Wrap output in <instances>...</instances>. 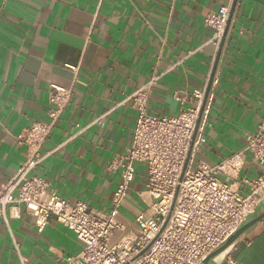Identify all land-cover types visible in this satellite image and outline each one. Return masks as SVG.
Returning a JSON list of instances; mask_svg holds the SVG:
<instances>
[{
  "label": "crops",
  "instance_id": "obj_1",
  "mask_svg": "<svg viewBox=\"0 0 264 264\" xmlns=\"http://www.w3.org/2000/svg\"><path fill=\"white\" fill-rule=\"evenodd\" d=\"M233 1L0 0V185L27 158L18 135L47 119L49 92L58 86L71 89L73 98L43 146L48 157L40 176L72 205L109 210L121 176L114 165L131 146L138 117L131 97L156 79L150 115L174 117L194 107L193 93L207 88L219 50L205 18L231 9ZM210 94L206 143L193 153L194 168L217 165L244 149L262 122L264 0H237ZM263 173L247 158L240 179ZM147 179L146 165L137 163L118 214L125 231L113 243L140 235L136 218L150 202ZM237 186L248 193L246 185ZM6 217L7 223L0 218V264H66L83 250L55 217L42 232L22 205L8 206ZM229 257L264 264V218Z\"/></svg>",
  "mask_w": 264,
  "mask_h": 264
},
{
  "label": "built area",
  "instance_id": "obj_2",
  "mask_svg": "<svg viewBox=\"0 0 264 264\" xmlns=\"http://www.w3.org/2000/svg\"><path fill=\"white\" fill-rule=\"evenodd\" d=\"M229 14L230 7H224L205 18L214 30L212 43L217 47ZM155 80L131 97L138 117L131 146L114 165L121 176L109 210L94 211L84 202L72 205L51 191L40 176L48 157L43 146L73 98L71 89L52 86L47 119L34 122L17 137L28 155L14 177L0 185V218L7 223V207L22 205L42 232L55 217L84 245L78 256L65 259L66 264H202L222 247L249 216H256L264 198V173L255 180L240 179L247 158L264 167V116L244 149L217 165L200 162L194 168L193 153L206 143L212 95L206 96L207 88L194 92V107L174 117H156L148 113ZM137 163L146 165L145 192L150 202L136 218L140 235L113 243V237L125 231L118 214L134 182ZM238 184L249 188L246 195ZM224 264L242 263L227 257Z\"/></svg>",
  "mask_w": 264,
  "mask_h": 264
},
{
  "label": "water",
  "instance_id": "obj_3",
  "mask_svg": "<svg viewBox=\"0 0 264 264\" xmlns=\"http://www.w3.org/2000/svg\"><path fill=\"white\" fill-rule=\"evenodd\" d=\"M236 4H237V0H234L232 7L230 9V14H229L227 26H226L222 40H221L220 45H219V50H218V54H217V58L215 60L214 66H213V71L211 73L209 83H208V86L206 89V96L209 95L211 88H212V84H213L214 76H215V71L217 69V64L219 61V56L221 54V51H222L224 43H225L227 32L229 30V26H230L231 20L233 18L234 12H235ZM260 209L264 210V198L260 201ZM263 218H264V211L257 217L249 216L247 218V222L245 224H243L242 226H240L238 228V230L224 243V245L222 247H220L218 250H216L214 253H212L207 259H205L202 264H210L212 262L216 263V264H223L224 261L226 260V258L229 257L232 254V252L234 251V249L237 247V245L240 242V239L242 238L244 233L246 231H248L251 227H253L255 224L260 222Z\"/></svg>",
  "mask_w": 264,
  "mask_h": 264
}]
</instances>
